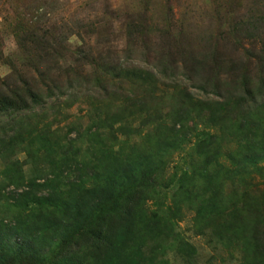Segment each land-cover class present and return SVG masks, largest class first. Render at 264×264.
Segmentation results:
<instances>
[{"label": "trees", "instance_id": "1", "mask_svg": "<svg viewBox=\"0 0 264 264\" xmlns=\"http://www.w3.org/2000/svg\"><path fill=\"white\" fill-rule=\"evenodd\" d=\"M189 1L215 32L193 38L197 28L160 3L124 21L129 36L157 47L147 68L96 55L97 27L56 19L52 0H0L12 11L1 30L16 46L12 56L0 49V207L13 213L0 218V264H169V250L196 253L175 230L185 211L197 235L208 229L216 245L237 247L239 264H264V188L244 182L264 162V0ZM174 75L187 85L164 100L157 84ZM80 100L90 108L60 135L53 125L71 116L61 109ZM54 147L59 158L34 169L30 159ZM225 180L237 182V204L217 197Z\"/></svg>", "mask_w": 264, "mask_h": 264}, {"label": "rangeland", "instance_id": "2", "mask_svg": "<svg viewBox=\"0 0 264 264\" xmlns=\"http://www.w3.org/2000/svg\"><path fill=\"white\" fill-rule=\"evenodd\" d=\"M54 3V9L51 10L50 13L53 17L56 19H63V20H69V18L73 17L74 21H79L82 18H85L87 20L80 23L81 26H83V30H93L95 27H97V30H95L96 34L99 32L100 37L96 38L93 37L91 40L93 42V49L97 53H100L101 58H113L118 59L120 62L123 63H129L134 65H140L145 66L147 68H150V65H146V60L150 56V53L152 51L156 52L157 47L153 46V49L150 47L148 48L147 45L149 43V39L143 37V38H132L129 36V30L127 28L123 27L124 21L128 20V16L130 14H136L143 11L144 8H147L148 10H153L154 5L156 3H160V5H164L166 7H172L175 8L176 17L179 19L181 14V23L183 24V28L188 31L187 24H191L193 29L195 31V34L193 35V38H197L198 36H204L207 33H213L215 31V25L212 23L210 15L207 13V11H203L199 8H195L196 6L191 7V2L189 0H178L177 2L180 4V7H176V3L174 0H52ZM170 2V5L168 2ZM3 2V0H2ZM3 6L1 7V17H4L7 14H12V11L10 9L9 3L5 2L2 3ZM175 4V5H174ZM205 9V7H204ZM164 10V9H163ZM165 16L168 19V11L164 10ZM206 13V14H205ZM150 14V13H149ZM193 16H195L196 19H193ZM163 17H160L157 19L160 23V27L162 28V19ZM201 19V20H200ZM180 20V19H179ZM2 22V19H0V23ZM97 22H101V24H97ZM194 23H197L196 25ZM100 25L101 27H99ZM99 27V28H98ZM81 29V30H82ZM152 31V29H150ZM158 31V29H154V34ZM98 35V34H97ZM157 35V34H156ZM76 39L72 38L69 43L67 44L68 47L73 48L75 47ZM155 41H153L154 43ZM136 44L142 45L140 49L137 47ZM137 47V49H135ZM0 49L3 50L4 56H12L16 52V46L15 43L10 35H7L1 30L0 27ZM156 54H152L154 56ZM173 55V53H170V56ZM151 56V57H152ZM172 57V56H171ZM152 70V68H151ZM6 69L2 68L0 70L1 73L5 72ZM182 78L179 75H174L169 77L168 79H162L160 82H164V85H161L160 83L157 84L158 86V92L161 93V95L164 97V100H168L170 96H172L174 91V86H178L180 82H182ZM185 85H187L186 81L183 80ZM169 84L170 86L166 85ZM172 84V85H171ZM188 91L191 92L193 95H195L199 99H205L206 95L198 89L193 88L191 85L187 87ZM162 91V92H160ZM92 97H94L91 94ZM88 101L80 100L77 101L71 108L65 110L62 108L61 112L64 114H71L69 120L67 122H61V123H55L56 125H53V128L58 127L60 130V135L63 132L67 131V123L68 122H80L82 119V116L85 115V110L88 106ZM115 104V103H113ZM90 108V107H89ZM59 109V108H58ZM141 116L136 117L134 122L132 123V130L136 127L141 128V122H140ZM50 120V119H49ZM42 122V121H41ZM145 131L141 132V134H144ZM132 136V135H131ZM60 136H58L59 138ZM136 140V142H139L138 136H133L131 139H128V143H131L132 141ZM55 141V139L53 140ZM63 144V142H62ZM244 144L243 142L238 144L239 146H242ZM237 145V147H238ZM82 150L85 149L87 146V143H83ZM21 150V149H18ZM188 154L193 153L191 148L188 147ZM61 149H58L57 147H54L52 149V153H46L44 155H41L36 159V157H32L30 159V164L33 166L34 169L39 168L40 165H51V160L55 158H59L61 155ZM81 155H83V152H81ZM183 159L184 154L182 155ZM176 159L174 160V164L171 167L172 172L174 171L175 166H181L182 161L181 157L178 158L175 156ZM27 158V153L20 151L18 155V160L24 161ZM222 163L228 167L227 159L225 157H221ZM25 170H29L30 174H32V171L28 169L27 167H24ZM2 166L0 165V184L3 183L2 181ZM249 172V171H248ZM247 172V173H248ZM252 174L249 173L244 175V182L249 185L248 190H250V187L253 186L256 190H262L264 188V162L258 164L257 169H255V173L251 171ZM237 181V180H236ZM239 187L237 186V182H234L233 180H225L223 182L222 191L218 194L217 197H220L219 195L227 196L226 200H230L227 203V206H231L234 204H237L238 202V195H234L235 190H237ZM259 196V195H258ZM253 204L261 205V200L256 198L252 200ZM237 206V205H236ZM238 207V206H237ZM247 211L248 214H250V207L246 209H241V211ZM240 211H237L234 215L235 218L240 220L241 217L245 215L244 213H239ZM12 211L2 206L0 207V218H4L6 220H11L12 217ZM253 215V214H252ZM264 219V214L263 217ZM197 229V230H196ZM175 230L180 233L184 238L191 241L195 247H196V253L194 256L189 258H182L180 257L176 252L173 250H169L166 253V258L169 260V264H239L243 260V256L241 251L235 247L234 245L221 247V245H216L214 241V237L212 235V232L208 229H204L205 235H197L196 231H198V228L195 227V221L193 218V214L191 212L185 211L183 215H181V220H176V227ZM208 233V235H207Z\"/></svg>", "mask_w": 264, "mask_h": 264}]
</instances>
